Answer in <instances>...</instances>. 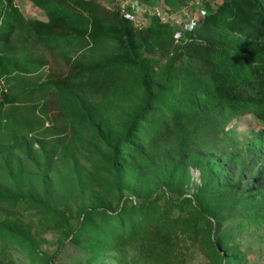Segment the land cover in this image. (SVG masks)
I'll list each match as a JSON object with an SVG mask.
<instances>
[{
  "label": "trees",
  "instance_id": "1",
  "mask_svg": "<svg viewBox=\"0 0 264 264\" xmlns=\"http://www.w3.org/2000/svg\"><path fill=\"white\" fill-rule=\"evenodd\" d=\"M26 1L46 20L0 0V209L39 211L43 229L89 254L84 264H246L242 236L264 228V129L228 126L247 114L264 125V0H216L183 33L151 15L136 27L119 0L107 11L103 0ZM204 134L211 153L194 146ZM91 150L115 208H52L58 167L78 175ZM191 169L201 185L190 196ZM13 251L55 264L60 249L48 258L0 220V264Z\"/></svg>",
  "mask_w": 264,
  "mask_h": 264
},
{
  "label": "rangeland",
  "instance_id": "2",
  "mask_svg": "<svg viewBox=\"0 0 264 264\" xmlns=\"http://www.w3.org/2000/svg\"><path fill=\"white\" fill-rule=\"evenodd\" d=\"M15 3L19 6L22 13L27 19L31 20H42L45 21V16L43 12L34 8L26 0H15ZM115 1L113 0H103L100 4L101 8L105 11L114 6ZM160 2L157 3V5ZM203 9L200 10V14ZM200 20V19H199ZM146 21V20H145ZM200 24V22H199ZM180 29L179 33H183ZM179 35L177 34V37ZM51 65L47 70H60L59 61L50 58ZM237 126L241 133L247 134L252 130H262L264 125L257 121V119L252 115H243L239 119L233 121L229 124L228 128ZM89 144L94 146L93 141H89ZM197 141L194 146L197 150L201 152H212L214 150L212 142L209 140L208 135L204 134ZM77 168L79 169L78 175H74L71 172L72 168L64 169L63 166H59L58 173L55 174V179L51 180L50 185V202L54 209L60 208L62 205L69 203L73 209H87L90 203L96 202L102 206V208L110 209V207L115 208L113 203L114 199L101 191V182L98 181L97 177L106 178L104 159L97 151H82L79 154V158H76ZM192 186L187 190L188 194L191 196L196 192V188L201 185V178L199 171L195 169L190 170ZM89 175L90 178L95 179L94 184H90L87 181L86 176ZM156 185L152 187H147L148 190L143 192L144 194H150L154 191ZM39 211H35L28 207V205L22 208L15 209H0V220L7 221L9 223L20 226L21 229L27 231V234L33 244L36 246L37 250L45 254L48 258L54 257L58 253L59 256L55 257V264H84L89 254L82 251L75 245H72L69 241L64 242L55 233L49 232L43 229L38 224ZM242 250L244 258L247 260L246 264H264V228L258 233H252L249 231L243 234L241 241ZM112 258V256H109ZM7 264H26L24 257L19 255L16 251L8 253L5 256ZM195 264H205V261L201 258L195 260Z\"/></svg>",
  "mask_w": 264,
  "mask_h": 264
},
{
  "label": "built area",
  "instance_id": "3",
  "mask_svg": "<svg viewBox=\"0 0 264 264\" xmlns=\"http://www.w3.org/2000/svg\"><path fill=\"white\" fill-rule=\"evenodd\" d=\"M215 2L216 0H186L184 6L173 11L162 3L149 10L140 7L136 0H119V9L138 28L145 27L146 15H151L157 16L162 24L170 25L179 32L180 29H192L200 25L205 19V7ZM202 9L203 12L200 14Z\"/></svg>",
  "mask_w": 264,
  "mask_h": 264
}]
</instances>
